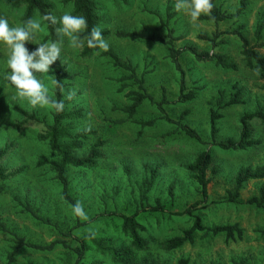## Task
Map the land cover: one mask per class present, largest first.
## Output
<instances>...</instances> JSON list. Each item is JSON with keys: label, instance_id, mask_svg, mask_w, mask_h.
<instances>
[{"label": "rangeland", "instance_id": "rangeland-1", "mask_svg": "<svg viewBox=\"0 0 264 264\" xmlns=\"http://www.w3.org/2000/svg\"><path fill=\"white\" fill-rule=\"evenodd\" d=\"M48 1L55 6L53 15L57 18L64 12H73V8L65 6L63 0ZM98 3L103 17L102 28L110 31L105 38L109 44L108 51L117 54L125 63L131 60L139 74L147 71L146 86L155 101L161 102L166 92L163 113L156 104L146 101L130 118L124 111L130 103L126 97L130 87L119 90L123 83L119 79L128 72L116 69L108 55L96 53L90 57L82 56L83 48H72L68 38H64L60 58L68 65L70 73L77 74L65 93L67 97L72 93L70 106L83 107L85 112L82 119L73 121L75 131L97 130L79 156L88 154L99 138L105 142L97 148L100 158L93 167L69 170L71 194L76 202H82L88 215L86 221L79 218L87 224L77 226L78 217L72 215V206L61 196V187L54 179V173L48 167L37 165L40 156L52 157L48 143L38 139V134L45 129L44 123L29 120L17 126L26 119L18 108L35 113L48 123L52 122L51 110L39 106L33 108L26 99L13 100L14 88L0 75V146L8 144L10 147L3 163L9 171L23 169L2 183L0 229L4 225L8 231L0 230V262L5 264L7 255L16 246L9 231L35 243L62 238L55 227L36 220L26 210L28 202L39 216L50 219L59 230L72 229L75 236L91 233L95 238L116 246L126 245L128 239L121 230V215L136 212L144 182L155 170L154 184L147 196L150 205L156 206L160 202L165 212L149 209L138 215L148 228L145 235L155 238L142 255L153 256L161 264H177L182 257H188L190 264H234V260L241 259L247 264H264V235L261 233L264 229V208L247 202L259 193L264 179L248 182L237 202L227 200L228 191L234 189L235 175L241 166L264 164V123L259 120L250 122L252 137L260 140V144L238 151L214 146L210 125L211 111L217 108L219 94L224 92L225 101H228L235 91V83L243 91V103L229 105L219 111L222 116L217 121L218 140H238L241 117L246 112L264 109V79L241 56L240 38L226 33L244 25L243 33L251 45L255 44L258 22L264 19V0H251L244 14L218 25L200 19L193 21L184 10L175 9L176 0H129L127 3L98 0ZM217 3L234 13L240 0H218ZM23 13V8L11 9L0 1V16L7 17L10 26L23 24ZM160 25H163L161 29L158 28ZM44 27V32L38 33L31 41L33 48L30 51L37 44L48 41L46 24ZM169 27L175 29V35L183 36L176 40L177 46L194 44L201 51L226 53L238 69H224L213 62H199L193 56L184 54L181 63L187 70L188 81L200 87V91L193 101L177 102L179 75L167 56V46L116 36L120 29L141 31L145 28L150 34L160 33L167 37ZM217 30L225 42L215 49L208 40L198 37L200 33L213 35ZM261 38L264 39V31ZM7 56L8 50L0 45V74L8 71ZM36 75L49 87V94L52 95V69L49 73ZM184 111L188 114L183 122L195 129L207 145L177 128L176 121L181 119ZM165 114L170 120L165 118ZM148 121L154 123L143 128L141 123ZM205 149H211L214 158L207 171L210 178L207 198H204L200 184L186 169V165L194 162ZM196 202H200L196 209L206 225L238 223L245 231L244 238L227 242L224 235L213 237L199 233L193 244L164 250L161 243L165 239L191 226L189 217L181 213ZM66 239L73 245L77 244L73 238ZM28 260L36 264H72L74 255L63 247L52 252L22 250L15 264H26ZM86 264L115 263L107 256L97 254L91 246Z\"/></svg>", "mask_w": 264, "mask_h": 264}, {"label": "trees", "instance_id": "trees-1", "mask_svg": "<svg viewBox=\"0 0 264 264\" xmlns=\"http://www.w3.org/2000/svg\"><path fill=\"white\" fill-rule=\"evenodd\" d=\"M11 9H24V13L21 17L22 23L28 18H36L43 16L45 14L54 13L55 6L48 0H0ZM124 3L129 2V0H120ZM213 8L210 14H201L198 18L200 20L212 21L216 25L220 22L229 20L231 18L239 17L245 13L249 7L251 0H240V5L237 10L229 12L223 9L221 4H218V0H212ZM65 6L70 5L73 8V15H83L88 21V32L95 26H99L102 29V35L104 39L110 34L109 30L102 28L103 17L100 13V5L98 0H63ZM171 7H168L170 9ZM47 27L46 40H55L58 37L55 33V28L60 25L55 26L45 22ZM163 25L158 28L161 29ZM244 25L238 27L233 31H228L226 33L236 35L241 40V56L245 60L246 64L256 70L261 79H264V39L261 35L264 31V19L259 20L256 37L257 42L251 45L249 39L245 36L242 29ZM87 32L81 33V37L85 36ZM220 32L217 30L213 35L207 33H200L199 38L203 40H208L212 48L224 44L225 40L220 37ZM116 36L122 39H132V40H144L152 43H160L167 46L168 58L174 65L176 71L179 75V96L177 102L188 103L195 100L200 91V87L196 85H191L187 78V70L181 63V57L184 54H189L193 56L199 62H213L216 66L224 69L237 70L238 65L233 62L226 53L215 52V51H201L194 44H186L183 46H177L176 40L182 38L183 36L175 35V29L169 27L167 32V37L160 33L150 34L144 28L141 31H127L120 29L116 32ZM28 49L33 48V44L30 42L26 44ZM96 53H101L103 55H108L113 60L114 67L116 69H123L128 72V75L121 77L119 80L122 83L120 86V91H124L126 88L130 87L126 92V97L129 99L130 103L125 106L124 111L128 114L130 118L134 117L138 112L139 108L144 104V102L149 101L151 104H156L160 111L163 113L164 103L167 102V95L163 97L161 102L155 101L153 95L148 91L146 86V72L143 71L139 74L137 66L133 64L131 60L127 63L123 62L120 57L112 51L104 52L99 49H90L85 46L82 49V56L90 57ZM51 69L53 71V80L58 81V85L53 86L52 95L50 96L56 100H63L65 107L62 112L56 113L51 110L52 122L48 123L43 119H39L35 113H29L23 109L18 108L20 112L24 114L26 119L23 122H19L17 126L24 125L27 121H39L44 123V131L38 134V139L43 142H47L52 157L40 156L37 165L39 167H48L50 171L54 173L53 177L58 181L61 187V196L67 201L71 206L76 203L74 197L71 194V179L69 177V170L75 169H87L93 167L98 159L100 158L97 148L105 144L104 140L99 138L97 142L91 147L90 151L86 155H81L84 150L86 143L90 141V137L97 134L95 129H82L75 131V126L73 121L80 120L85 116L84 108L77 106H70L72 99L66 96V89L68 86L72 85L73 80L77 77V74L70 73L68 70V65L62 62L61 58L56 61ZM125 80H130V82H124ZM132 86H135L133 88ZM234 93L232 97L225 101L224 92L219 94L217 99V108L212 109L210 115V125H211V138L212 144L219 149L227 151H238L245 150L249 147L260 144V140L254 139L252 137L250 122L254 120H259L264 123V109L258 108L253 112H246L241 117V133L238 140L228 139V140H218L217 134L219 129L217 128V121L221 118L220 110L229 105L242 104V89L239 87L238 83L234 85ZM188 114V111H184L181 115V119L176 121L178 129L184 131L188 136L195 138L202 144L207 145L201 135L193 129L189 124L183 122L184 118ZM166 119L170 120L165 114ZM154 121H148L141 123L144 128L147 125H152ZM9 145L0 146V192L4 190L2 183L8 181L11 177L23 171L22 168L15 171H9L3 163L6 155L9 152ZM213 153L211 149L203 150L195 159L194 162L186 165V169L191 173L192 177L200 184L202 188V194L204 198L208 195V184L210 178H208L207 171L213 163ZM126 171L129 173V169L126 167ZM156 177V171L152 170L149 177L145 180L144 186L141 189V199L138 204L137 210L134 214L121 215V230L123 234L127 237L128 242L123 246H116L114 243L109 241L100 240L93 236V234L88 233L83 236H75L73 230L62 231L58 229L56 224H52L50 219H44L39 216L31 204L28 202L26 204V210L36 219L46 224H49L56 228V230L61 234L62 238L54 239L48 243H35L28 240L25 236L9 231L12 235L15 243L14 249L7 255V262L5 264H15L18 256L22 253V250H34L38 252H52L59 247H63L71 251L74 255V262L72 264H86V258L91 246L94 247L95 252L100 256H107L115 264H161L159 260L153 256L142 255L151 243L155 242V238L152 235H145L147 232V226L139 219L138 215L141 212L151 209L152 212H165V207L160 202L156 206L150 205L148 192L154 184ZM264 179V164L258 166H241L235 175V186L234 189L228 191L227 200L230 202H237L241 196V191L244 186L253 180ZM249 204L255 205L256 207L264 208V185L260 187L259 193L252 196L248 201ZM196 202L190 207H188L181 214L187 215L191 221V226L184 229L180 234L175 235L171 238L165 239L161 246L164 250L171 251L183 247L185 244H193L197 234L203 233L205 236H219L224 235L226 241L230 240H241L244 238L245 231L238 224H225V225H206L204 223V218L198 212V204ZM148 206V207H147ZM77 226H83L87 222L77 219ZM3 231H8V229L1 225ZM264 235V229L261 230ZM73 238L77 244H71L66 238ZM0 264H2L0 262ZM26 264H36L30 260ZM177 264H190V259L188 257H182L178 260ZM234 264H247L244 259L234 260Z\"/></svg>", "mask_w": 264, "mask_h": 264}, {"label": "clouds", "instance_id": "clouds-1", "mask_svg": "<svg viewBox=\"0 0 264 264\" xmlns=\"http://www.w3.org/2000/svg\"><path fill=\"white\" fill-rule=\"evenodd\" d=\"M212 0H176L175 9L184 10L193 21L201 14H210L213 8ZM45 22L57 25L55 28V40L37 44L34 50H29L26 44L34 40L38 33L45 30ZM88 30V21L83 15H73L70 11L64 12L59 18L52 14H45L38 18H28L21 25L10 26L9 19L0 16V45L6 47L8 56L6 60L8 71L0 74L2 80L10 84L15 92L13 100L26 99L33 107L47 108L56 113L64 110L63 100L53 99L49 94V87L42 79L37 78V73L46 74L51 66L60 59L64 38H68L70 46L74 49H82L85 46L90 49H99L104 52L109 50V44L102 35V29L95 26ZM87 34L81 37V33ZM98 54V53H97ZM50 84L58 85L57 80ZM72 93L68 94L71 99ZM72 215L81 220H88V215L82 202L77 201L72 205Z\"/></svg>", "mask_w": 264, "mask_h": 264}]
</instances>
